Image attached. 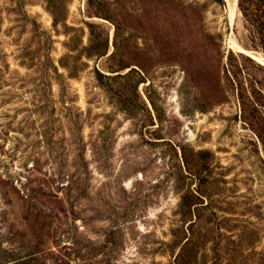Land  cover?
<instances>
[{"label": "rangeland", "instance_id": "obj_1", "mask_svg": "<svg viewBox=\"0 0 264 264\" xmlns=\"http://www.w3.org/2000/svg\"><path fill=\"white\" fill-rule=\"evenodd\" d=\"M89 1L0 0V264H264V52L236 3Z\"/></svg>", "mask_w": 264, "mask_h": 264}, {"label": "trees", "instance_id": "obj_2", "mask_svg": "<svg viewBox=\"0 0 264 264\" xmlns=\"http://www.w3.org/2000/svg\"><path fill=\"white\" fill-rule=\"evenodd\" d=\"M213 3H216L218 5H224L223 0H211ZM87 3L89 5L90 1L87 0ZM236 6L241 14L242 20L244 27L248 31V37L252 43V46L255 48L260 49L261 51L264 52V0H236ZM52 15V22L53 25L58 24V17L51 12ZM88 28H89V33H92V24L88 23ZM105 44L104 43H99V44H90L88 45L84 50L91 49L93 52H90L86 54L87 57L91 56H103L106 54L105 52ZM108 58H113V52H111L108 56ZM123 68V67H119ZM106 76L97 71V79L99 82H102V78ZM203 154L204 152L201 151L200 154ZM203 166H206L205 163H203ZM183 251V247L180 248L179 252L175 256V259L177 260L181 253Z\"/></svg>", "mask_w": 264, "mask_h": 264}, {"label": "bare ground", "instance_id": "obj_3", "mask_svg": "<svg viewBox=\"0 0 264 264\" xmlns=\"http://www.w3.org/2000/svg\"><path fill=\"white\" fill-rule=\"evenodd\" d=\"M235 3H236V1L233 0V5H234V6H235ZM239 49H241V48H239ZM244 53L248 54V55L251 56L253 59H255L257 62L262 63V64L264 65V58L261 57L260 55H257V54H255V53H253V52H250V51H244Z\"/></svg>", "mask_w": 264, "mask_h": 264}]
</instances>
